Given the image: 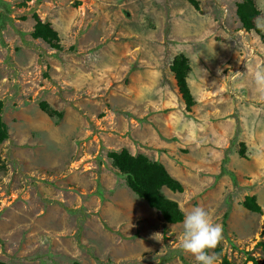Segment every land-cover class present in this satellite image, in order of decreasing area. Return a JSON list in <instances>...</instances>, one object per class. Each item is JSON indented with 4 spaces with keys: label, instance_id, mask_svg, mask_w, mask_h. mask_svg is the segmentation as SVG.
Returning a JSON list of instances; mask_svg holds the SVG:
<instances>
[{
    "label": "rangeland",
    "instance_id": "1",
    "mask_svg": "<svg viewBox=\"0 0 264 264\" xmlns=\"http://www.w3.org/2000/svg\"><path fill=\"white\" fill-rule=\"evenodd\" d=\"M243 1L0 0V260L198 264L183 219L167 222L109 156L127 149L183 184L161 189L183 214L199 205L222 225L218 264H264V0L253 29ZM183 55L191 108L172 71Z\"/></svg>",
    "mask_w": 264,
    "mask_h": 264
},
{
    "label": "trees",
    "instance_id": "2",
    "mask_svg": "<svg viewBox=\"0 0 264 264\" xmlns=\"http://www.w3.org/2000/svg\"><path fill=\"white\" fill-rule=\"evenodd\" d=\"M240 19L246 29L255 28V19L259 14V9L255 0H244L238 8ZM35 33L48 40H57L58 32L49 22H43L38 18ZM190 70L188 58L183 55L181 59L176 60L172 65V71L175 73L179 90L186 101L187 107L195 103L194 96L191 92L187 81V74ZM0 105V111H1ZM46 103H41L43 110L47 109ZM59 113V117L62 116ZM10 136L6 122L0 112V141L8 139ZM119 170L126 175L127 184L141 198L145 199L148 204L158 209L167 222L175 223L183 219V211L179 208L176 201L169 199L162 194L161 189L166 186L174 191H182L183 184L173 177L165 166L157 161L149 160L145 155H133L127 149L120 152L113 151L109 154ZM245 206L254 211H259L260 205L254 198L245 201ZM228 212L225 213V217ZM0 264H5L0 260Z\"/></svg>",
    "mask_w": 264,
    "mask_h": 264
},
{
    "label": "clouds",
    "instance_id": "3",
    "mask_svg": "<svg viewBox=\"0 0 264 264\" xmlns=\"http://www.w3.org/2000/svg\"><path fill=\"white\" fill-rule=\"evenodd\" d=\"M252 77L256 87L264 92V67H258ZM182 224L181 249L193 254L198 264H218V256L208 250L222 241V225L214 222L209 211L199 205L184 214Z\"/></svg>",
    "mask_w": 264,
    "mask_h": 264
}]
</instances>
